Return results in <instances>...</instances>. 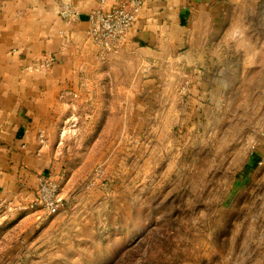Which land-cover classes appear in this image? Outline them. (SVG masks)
Segmentation results:
<instances>
[{"label":"rangeland","instance_id":"obj_1","mask_svg":"<svg viewBox=\"0 0 264 264\" xmlns=\"http://www.w3.org/2000/svg\"><path fill=\"white\" fill-rule=\"evenodd\" d=\"M111 71L51 124L70 205L0 191V264H264V90L141 95Z\"/></svg>","mask_w":264,"mask_h":264},{"label":"crops","instance_id":"obj_2","mask_svg":"<svg viewBox=\"0 0 264 264\" xmlns=\"http://www.w3.org/2000/svg\"><path fill=\"white\" fill-rule=\"evenodd\" d=\"M121 1L0 0V191L18 193L15 207L36 206L29 191L37 190V177L58 175L60 143L51 124L67 101L78 102L100 82L101 72L134 73L139 81L129 90L141 95L179 78L210 98L264 90V0H141L138 21L105 67L87 39L88 15ZM64 5L81 15L77 23L56 14ZM48 56L54 63L46 72L38 62Z\"/></svg>","mask_w":264,"mask_h":264},{"label":"built area","instance_id":"obj_3","mask_svg":"<svg viewBox=\"0 0 264 264\" xmlns=\"http://www.w3.org/2000/svg\"><path fill=\"white\" fill-rule=\"evenodd\" d=\"M142 10L141 0H122L107 10L99 7L88 15L87 39L95 50L99 64L105 67L111 65L113 58L121 52ZM56 14L64 23L71 25L81 18L76 10L66 5L60 6ZM38 63L44 71L48 72L53 66L54 59L48 56ZM71 97L75 98V95ZM63 180V175L58 174L52 178H41L38 183L36 206L49 217L59 215L70 205L60 199Z\"/></svg>","mask_w":264,"mask_h":264}]
</instances>
